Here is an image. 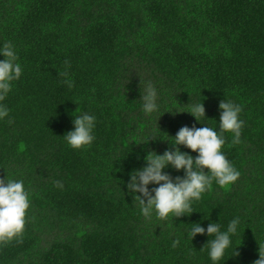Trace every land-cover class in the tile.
I'll return each instance as SVG.
<instances>
[{"label": "trees", "instance_id": "trees-1", "mask_svg": "<svg viewBox=\"0 0 264 264\" xmlns=\"http://www.w3.org/2000/svg\"><path fill=\"white\" fill-rule=\"evenodd\" d=\"M7 41L23 74L4 101L11 112L0 121V178L23 179L31 206L23 235L0 245V264H212L205 244L213 237L173 241L193 223L226 229L234 217L240 229L220 264L259 259L264 0H0V44ZM148 82L161 101L152 116L140 99ZM225 97L243 109L240 143L225 133L223 147L240 177L228 188L213 183L175 222L146 219L128 194L129 174L149 152L171 148L183 126L219 130ZM202 101L203 123L163 114ZM78 107L96 116V139L74 150L63 136Z\"/></svg>", "mask_w": 264, "mask_h": 264}, {"label": "clouds", "instance_id": "clouds-1", "mask_svg": "<svg viewBox=\"0 0 264 264\" xmlns=\"http://www.w3.org/2000/svg\"><path fill=\"white\" fill-rule=\"evenodd\" d=\"M0 56H3V59H0V121H4L10 117L11 112L4 101L11 93L13 83L21 78L23 67L19 63L15 45L10 41L0 44ZM64 75L67 76L68 73L65 72ZM65 82L69 88L73 87L71 80ZM140 99L142 100V112L146 116L160 112V94L151 82L146 84ZM219 109V130L209 126L201 128L195 125L183 126L175 137H172L171 148L163 154L155 151L149 152L144 157L145 166L134 169L129 174L130 179L126 185L128 194L132 197L133 203L138 204L141 214L146 219H151L154 214L159 220L171 219L175 222L174 218L194 212L193 203L200 201L203 194L212 189L213 183L221 188H228L240 177V171L226 157L223 147L226 143L225 133L232 134L233 144L240 143L245 123L240 118L243 109L241 105L226 97L220 101ZM173 111L188 112L195 117L197 122L203 123L202 119L206 120L203 101L189 102L186 111L173 109L164 111L163 114ZM72 115L74 127L63 136L64 140L74 150L86 149L96 139L97 118L90 112L81 111L79 107ZM156 138L158 136L153 134L148 137L147 141ZM181 145L197 155L193 156L187 151H182ZM169 168L177 172L183 170L184 175L173 177L166 171ZM56 184L62 187L60 181ZM149 185H154V187L150 189ZM30 196L23 179H10L7 176L0 178V245L17 240L23 235L27 213L31 206ZM204 219L210 220V215L204 216ZM240 223L239 217L231 219L226 229L222 228L220 221L210 222L207 228L201 223H193L194 226L175 239L172 246L178 247L182 238L192 241L197 234L206 233L208 237H213L205 244L209 259L212 264H220L226 251L233 245V237L239 232ZM254 264H264V249L261 247L259 259L255 260Z\"/></svg>", "mask_w": 264, "mask_h": 264}]
</instances>
